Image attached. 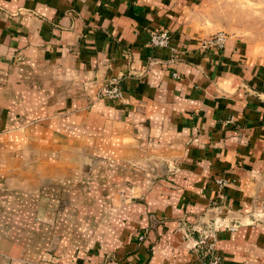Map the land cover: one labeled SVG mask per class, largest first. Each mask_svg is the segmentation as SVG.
<instances>
[{"label": "crops", "instance_id": "0c3cea01", "mask_svg": "<svg viewBox=\"0 0 264 264\" xmlns=\"http://www.w3.org/2000/svg\"><path fill=\"white\" fill-rule=\"evenodd\" d=\"M215 2L0 0V264H204L219 212L251 215L223 264H264V38Z\"/></svg>", "mask_w": 264, "mask_h": 264}, {"label": "built area", "instance_id": "2783aa9c", "mask_svg": "<svg viewBox=\"0 0 264 264\" xmlns=\"http://www.w3.org/2000/svg\"><path fill=\"white\" fill-rule=\"evenodd\" d=\"M228 38V34L224 31H219L213 35L203 38L201 47L208 48H222ZM149 44L153 48L169 47L171 44V34L166 29H159L150 34ZM175 78H180L178 72H173ZM99 97L109 101H118L124 97V91L117 81H111L101 87ZM233 118H229L227 123H233ZM220 187L227 186L228 180L216 178ZM201 223V222H200ZM196 225L194 231L198 233L197 238L193 244L195 252L201 257L204 264H223L222 256L217 251L218 232L223 229L234 231L238 224L231 221L226 225L219 224L217 220L203 222ZM190 233H187L189 236ZM141 239L144 237L141 236Z\"/></svg>", "mask_w": 264, "mask_h": 264}, {"label": "rangeland", "instance_id": "374dc122", "mask_svg": "<svg viewBox=\"0 0 264 264\" xmlns=\"http://www.w3.org/2000/svg\"><path fill=\"white\" fill-rule=\"evenodd\" d=\"M213 8L222 18L227 16L223 19L226 30L246 38H264V0H217ZM243 215V222L251 221L249 213Z\"/></svg>", "mask_w": 264, "mask_h": 264}, {"label": "water", "instance_id": "95a60500", "mask_svg": "<svg viewBox=\"0 0 264 264\" xmlns=\"http://www.w3.org/2000/svg\"><path fill=\"white\" fill-rule=\"evenodd\" d=\"M211 220H217V222L219 224H222V225H226L228 223L232 221H236L237 224H241V220H243L242 218H235V215L233 214H227V215H223L222 212H219L217 214H215V216L213 218H210Z\"/></svg>", "mask_w": 264, "mask_h": 264}]
</instances>
